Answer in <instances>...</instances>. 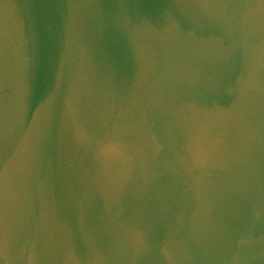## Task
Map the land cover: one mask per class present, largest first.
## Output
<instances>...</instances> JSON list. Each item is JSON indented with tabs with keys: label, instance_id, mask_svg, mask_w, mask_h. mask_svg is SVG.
<instances>
[{
	"label": "water",
	"instance_id": "water-1",
	"mask_svg": "<svg viewBox=\"0 0 264 264\" xmlns=\"http://www.w3.org/2000/svg\"><path fill=\"white\" fill-rule=\"evenodd\" d=\"M0 264H264V0H0Z\"/></svg>",
	"mask_w": 264,
	"mask_h": 264
}]
</instances>
